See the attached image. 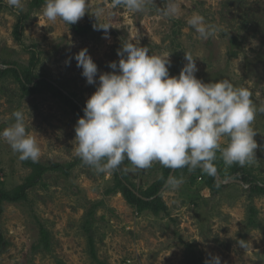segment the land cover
<instances>
[{
    "label": "rangeland",
    "instance_id": "rangeland-1",
    "mask_svg": "<svg viewBox=\"0 0 264 264\" xmlns=\"http://www.w3.org/2000/svg\"><path fill=\"white\" fill-rule=\"evenodd\" d=\"M2 1L8 8L0 13V68L12 63L27 68L35 46L40 54L36 74L75 93L85 106L98 86L99 74L113 71L108 65L118 63V49L135 38L151 54L170 53V75H179L186 63L184 52H190L198 79L205 83L228 79L236 87L250 89L258 107L264 105V0H180L174 19L160 15L164 0H153L143 13L113 8L111 0H89V14L76 23L91 26L82 35L62 20L46 21L43 7L30 13L32 0H23L19 12ZM97 7L105 10L98 23L112 25L107 37L103 29L93 28L97 21L91 10ZM193 13L223 30L200 39L187 23ZM22 14L28 18L23 22L21 46L13 32ZM83 48L98 66L95 85L86 82L74 58ZM16 110L23 111L27 130L38 140L40 164L64 165L78 158L74 138L79 118L55 97L54 89L42 86L25 98L12 77H0V130L14 123L11 114ZM253 127L259 146L256 161L241 168L263 180L264 114L257 115ZM120 168L143 191L164 171L158 162L147 170L125 171L132 168L125 160ZM30 173L19 154L0 139V188L13 190ZM181 176L184 183L179 189L161 191L167 211L156 217L151 212L138 214L120 193L106 194L116 184L114 172L97 174L87 165L74 168L67 177L50 172L44 177L46 187L30 190L28 201L4 205L0 232L7 246L0 264H205L211 256H219L221 264H264V195L251 197L241 180L227 175L223 184L228 187L217 195L204 179L192 182L191 174L177 177ZM41 225L52 236L51 253L40 248ZM90 234L99 262L89 254ZM239 240L247 247H241Z\"/></svg>",
    "mask_w": 264,
    "mask_h": 264
},
{
    "label": "clouds",
    "instance_id": "clouds-1",
    "mask_svg": "<svg viewBox=\"0 0 264 264\" xmlns=\"http://www.w3.org/2000/svg\"><path fill=\"white\" fill-rule=\"evenodd\" d=\"M6 3L18 12L23 10V0ZM151 3L153 0H111V7L143 13ZM89 11V0H45L42 15L48 22L62 20L71 25ZM158 11L162 17L174 19L180 12V0H164ZM104 12L97 7L91 15L97 21L93 28L103 29L107 37L112 25L98 23ZM187 23L202 40L223 30L199 13H193ZM184 53L185 65L178 76H172L170 53L151 54L139 38L122 43L118 63L110 62L108 67L113 71L99 74L98 86L75 126L74 155L84 165L97 174H111L125 160L132 166L125 171L147 170L158 162L172 170L200 168L214 176L217 159L226 167L255 163L259 146L253 123L258 114H264V105L258 107L250 89L236 87L228 79L209 83L198 79L196 59L190 52ZM74 58L86 82L97 84L98 66L88 49H81ZM11 118L14 123L0 130V139L21 161L38 162L41 148L36 136L27 130L23 111H14ZM183 183V176L173 174L165 186L176 190ZM238 244L247 247L244 240ZM205 264H221V259L211 256Z\"/></svg>",
    "mask_w": 264,
    "mask_h": 264
},
{
    "label": "trees",
    "instance_id": "trees-1",
    "mask_svg": "<svg viewBox=\"0 0 264 264\" xmlns=\"http://www.w3.org/2000/svg\"><path fill=\"white\" fill-rule=\"evenodd\" d=\"M45 0H32L29 6V12L32 13L44 6ZM8 8L6 4L0 0V13L3 9ZM29 15V14H28ZM28 16L21 15L17 25L14 27L13 36L15 40L22 46L23 40V22ZM73 30L77 34H87L91 29L90 25L81 26L72 24ZM31 60L27 68L17 66V64H6L3 68H0V77L7 78L12 77L20 86L22 96L30 97L37 94L42 86H49L55 90V97L58 98L71 112L78 118L84 115L83 109L85 105L80 102L75 93H70L57 85L52 80L36 74L37 67L40 63L39 53L35 50L36 47H31ZM219 156V154H218ZM217 172L213 175L204 173L200 168L194 171H189L188 168L172 170L164 167L163 176L152 184L147 190L143 191L133 183L129 176L119 168L114 171L116 180L115 186L106 192L107 195L114 193L122 194L126 203L132 207L138 214L144 212H151L154 216H159L160 213L166 212L167 208L163 202L161 191L164 189L165 182L169 175L172 173L175 176L179 174H191L192 182L197 178L205 180L206 187L214 194L217 195L221 190L226 189L228 186L223 184V181L227 178H236L241 180L242 184L246 187V191L251 197L264 195V179H260L257 176L251 174L239 165L234 164L231 167H226L222 160L217 159ZM25 166L30 168L31 173L26 178L25 183L18 186L13 190H5L0 188V219L4 213L5 204H16L26 202L29 199V191L38 187L44 186V177L50 172L61 173L63 175L70 176V172L78 166H86L82 163L80 158L68 164H53L51 166H45L39 162L33 163L31 160L25 161ZM227 175V178L226 176ZM90 215V214H89ZM89 230L86 231V234ZM88 249L91 258L94 262H99L97 258V249L94 240V234H90L87 238ZM7 246L4 240L2 232H0V255L3 254ZM40 248L48 253L52 252V236L50 232L43 225L40 226ZM102 264L101 262H99ZM57 264H65L60 261Z\"/></svg>",
    "mask_w": 264,
    "mask_h": 264
},
{
    "label": "water",
    "instance_id": "water-1",
    "mask_svg": "<svg viewBox=\"0 0 264 264\" xmlns=\"http://www.w3.org/2000/svg\"><path fill=\"white\" fill-rule=\"evenodd\" d=\"M171 175H173V173H172ZM223 183H227V182H224V181H223ZM165 188H166V187H165Z\"/></svg>",
    "mask_w": 264,
    "mask_h": 264
}]
</instances>
